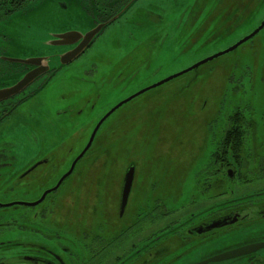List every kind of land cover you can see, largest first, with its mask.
Wrapping results in <instances>:
<instances>
[{
  "label": "flooded vegetation",
  "instance_id": "obj_1",
  "mask_svg": "<svg viewBox=\"0 0 264 264\" xmlns=\"http://www.w3.org/2000/svg\"><path fill=\"white\" fill-rule=\"evenodd\" d=\"M34 1L44 0H0V264H95L104 254L111 257L109 264H196L185 259L195 249L227 239V233L235 228L244 232L250 223L264 225V103H259L263 99L255 89L258 82L261 86L264 82L261 73L250 68L226 71V117H218L208 125L213 129L212 147L201 170L193 176L198 193L189 201L188 209L176 215L157 198L145 205L140 197L131 199L135 169L130 192L123 203L129 161L119 182L108 193L102 192L100 180L97 187L83 180L70 181L99 130L70 171L85 148L70 159L73 149L70 144L77 142L87 124L82 122L87 111V106L82 105L87 97V80L96 72V68L84 63L85 51L68 64L61 63L60 55L72 46H57L48 55L37 53L30 59L24 57L43 58L39 68L12 62L8 58L16 56L6 55L8 46L15 45L17 40L14 43L4 26H9L12 32V20L16 16L19 32L20 28L31 30L22 23L30 11H35ZM136 1L84 0L98 10L95 25L107 22L121 11L124 14ZM199 1L186 2L187 10L206 13H211L209 8L215 10L213 0ZM216 7L234 26L250 15L257 25L264 18V0L239 3L227 0L225 6ZM208 16L211 22L215 20V14ZM236 16H242L238 24L233 22ZM200 27L201 32L213 28L208 20ZM30 74L35 77L21 89L10 91L9 88ZM67 83H76L73 99L64 89ZM54 91L58 99L48 101L46 95ZM246 95L256 103L245 98ZM41 96L46 100H39ZM94 107L89 105L88 109ZM74 127L75 131L70 132ZM256 182L262 187L259 192L238 198L227 196L234 193L231 187L242 190L240 187L249 188ZM86 187L89 192L84 191ZM93 188L97 191L88 199L87 194ZM145 194L148 197L146 190ZM191 209L195 211L187 212ZM226 216L232 219L229 226L221 223H226ZM216 221L222 226L210 228ZM139 234L145 236L141 238ZM261 242L263 236L251 240L245 236L243 243L235 247ZM238 258L243 264H264V247Z\"/></svg>",
  "mask_w": 264,
  "mask_h": 264
},
{
  "label": "rangeland",
  "instance_id": "obj_2",
  "mask_svg": "<svg viewBox=\"0 0 264 264\" xmlns=\"http://www.w3.org/2000/svg\"><path fill=\"white\" fill-rule=\"evenodd\" d=\"M188 1L137 0L119 19L109 23L85 50L84 63L96 68V72L88 78L85 87L87 97L82 105L87 106V111L82 122L87 124L77 142L70 144L73 148L71 160L85 147L97 121L117 103L226 49L257 25L251 15L239 24L242 16H236L233 22L238 25L230 24L216 7L225 6L227 0H213L215 10L209 8L211 13L196 12L192 8L187 10ZM204 1L209 3V0ZM33 4L35 11H30L22 23L31 30L20 28L19 32L16 16L12 20V32L9 26H4L14 43L17 40L15 45L8 46L6 55L16 56L18 61L30 59L37 53H54L57 47L52 45L55 34L85 33L95 27L98 10L84 0H44ZM208 14H215V20L211 22ZM205 20L213 28L201 32L199 29ZM160 43L163 44L159 47ZM232 68H250L261 73L264 81V28L236 50L148 90L116 109L99 127L93 145L78 162L70 181L83 180L97 187L96 182L100 180L102 192L108 193L114 183L119 182L129 161L136 171L131 199L140 197V202L145 205L157 198L176 215L184 212L198 193L193 176L201 170L212 147L213 129L208 125L218 117H226V71ZM67 84L64 89L73 99L76 83ZM255 89L259 92L258 97L263 99L259 103H264V82L262 86L258 82ZM88 90L92 93L88 94ZM53 93L46 95L47 100L58 99L57 91ZM245 98L256 103L249 95ZM42 99L46 100L45 96L39 98ZM89 105L95 107L88 109ZM73 131L75 127L70 130ZM98 174L101 176L97 177ZM240 188L244 189L231 187L234 193L227 196L238 198L262 189L258 182L249 188ZM84 191L90 189L86 187ZM96 191L93 188L87 198L91 199L90 194L94 195ZM192 211L195 210L187 212ZM227 235V239L215 240L214 244L207 243L206 247L195 249L185 259L201 262L208 255L234 249L243 243L245 236L249 240L260 239L264 237V225L250 223L244 232L235 228ZM114 253L115 248L112 258ZM110 259L104 254L95 264H109ZM207 264L243 263L236 257Z\"/></svg>",
  "mask_w": 264,
  "mask_h": 264
},
{
  "label": "water",
  "instance_id": "obj_3",
  "mask_svg": "<svg viewBox=\"0 0 264 264\" xmlns=\"http://www.w3.org/2000/svg\"><path fill=\"white\" fill-rule=\"evenodd\" d=\"M125 9V8H124ZM122 12V11H121ZM121 12L119 14H116L114 17H112L111 19H109L107 22L105 23H99L97 25H95L94 28L90 29L87 32H78V31H70L67 33H62V34H55L54 37L56 40H54L52 42V45L54 46H69L71 45L72 47H70L69 50L63 52L60 56V60L61 63H65L68 64L70 63L74 58H76L80 53L84 52L93 42V40L96 38V36L101 32V30L107 26L109 23H111L112 21H114L116 18L119 17V15L121 14ZM264 28V18L262 19V21L259 23L258 26H256L253 31H251L250 33L246 34L244 37H242L241 39H239L237 42H235L234 44H232L231 46H228L226 49L219 51L217 53H214L204 59H201L200 61L194 63L193 65L189 66L186 69H183L173 75H170L146 88H143L139 91H137L136 93L130 95L129 97H127L126 99L120 101L119 103H117L114 107H112L97 123V125L95 126L93 132L90 135V138L88 140L87 145L85 146L84 150L81 152V154L75 159V161L72 164L71 170L73 169L76 161L87 151V149L89 148V146L91 145L94 136L97 132V130L99 129V127L101 126V124L106 120V118L108 116H110L116 109H118L119 107H121L123 104H125L126 102L134 99L135 97L139 96L140 94L151 90L153 88H156L158 86H160L161 84L168 82L170 80H172L173 78H176L178 76H181L185 73H188L192 70L197 69L199 66H201L202 64L209 62L215 58H218L224 54H228L234 50H236L238 47H240L242 44H244L245 42H247L248 40H250L251 38L255 37L262 29ZM10 61L12 62H22V63H28V64H34L37 66V68H39L40 63H43V58H36L33 60H24V61H18L15 58H8ZM56 59V57H55ZM46 63V62H45ZM33 77H35V75L30 74V75H25L23 77L22 80H20L16 85H14L10 91L15 92V89L19 90L21 88V86H23L26 82H28L29 80H31ZM8 89V90H9ZM133 173H134V167L132 165L129 166V168L126 170V174H125V178H124V184H123V192H122V201L123 203L126 202V199L128 197V194L130 192L131 186H132V181H133ZM226 223L224 221H222L221 223L225 226H229L230 224H232V219L226 216ZM219 221H216L215 223H213L210 228H220L222 225L218 224ZM264 247V242L261 243H257V244H252V245H247V246H242V247H237L228 251H224L222 253L213 255L211 257H208L207 259L198 262L196 264H207L209 262H213V261H222V260H228V259H232V258H236L239 257L243 254L252 252L258 248Z\"/></svg>",
  "mask_w": 264,
  "mask_h": 264
}]
</instances>
